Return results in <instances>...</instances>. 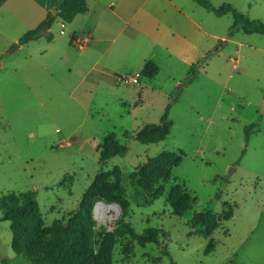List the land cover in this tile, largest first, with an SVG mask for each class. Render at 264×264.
I'll list each match as a JSON object with an SVG mask.
<instances>
[{"label": "rangeland", "instance_id": "1", "mask_svg": "<svg viewBox=\"0 0 264 264\" xmlns=\"http://www.w3.org/2000/svg\"><path fill=\"white\" fill-rule=\"evenodd\" d=\"M208 1L264 23V0ZM181 4L199 22L201 39L189 35L186 50L174 52L141 40L133 58L118 67L121 75L140 73L131 92L107 80L96 84L93 75L87 89L81 51L66 47L69 23L53 21L56 41L41 56L43 41L19 47L14 41L24 28L17 19L0 20V196L34 193L42 240L57 221L87 205V191L100 176L106 187L90 204L94 252L121 219L138 234L151 228L157 239L140 245L116 238L113 264H264V35H231V14L215 16L194 0ZM148 62L157 69L153 77L141 74ZM169 101V134L139 143L137 133L157 125ZM109 134L127 151L102 161ZM166 153L181 162L154 192H145L139 169ZM174 189L188 197L182 216L167 203ZM99 203L113 209L98 215ZM196 215L199 223L192 221ZM212 217L217 227L206 235ZM11 237L0 213V264H30L12 251Z\"/></svg>", "mask_w": 264, "mask_h": 264}, {"label": "trees", "instance_id": "2", "mask_svg": "<svg viewBox=\"0 0 264 264\" xmlns=\"http://www.w3.org/2000/svg\"><path fill=\"white\" fill-rule=\"evenodd\" d=\"M4 1L0 0V5ZM194 2L218 17L227 13L231 14L233 18L229 28L231 35L237 30H241L246 34L258 33L264 35V23L262 21L249 19L229 4L216 8L208 0H194ZM55 9L58 10L56 18L65 23H70L75 16L86 13L88 6L86 0H58ZM54 19L45 18L34 29L21 35L18 44H26L43 36L47 40H51L52 35L47 30ZM197 65V62L192 64L188 70L190 80L194 78ZM156 71V67L148 62L141 70V74L146 77H153ZM170 105L171 101L165 106L157 125H146L137 133L135 139L139 143H157L166 138L170 129L168 123ZM126 151L127 147L117 143L114 140V134H109L102 144L101 160L106 161L115 155L122 156ZM180 162L181 158L178 155L169 153L149 160L138 171L139 185L145 192H154V184L160 180H168L171 167L177 166ZM101 179L100 176L96 177L87 191L85 198L87 205H81L66 222L57 221L47 229L48 234L44 240H42V236L45 228L34 193L27 191L2 194L0 196V213L3 221H9L10 223L12 251L15 254H23L30 264H113L111 248L116 238L129 237L136 240L140 245L156 243V235L151 228H147L138 234L129 223L121 219L112 233L101 238L98 251L94 252L90 204L91 198L97 190L106 187L107 181L104 179L101 181ZM187 200V196L180 195L178 189H174L169 194L167 203L174 215L182 216L186 210ZM198 219H200V215L193 216V223H199ZM227 219L228 217L225 216L224 220ZM216 227V219L214 217L210 218L206 226V235H209ZM207 251H211V249L209 248Z\"/></svg>", "mask_w": 264, "mask_h": 264}, {"label": "crops", "instance_id": "3", "mask_svg": "<svg viewBox=\"0 0 264 264\" xmlns=\"http://www.w3.org/2000/svg\"><path fill=\"white\" fill-rule=\"evenodd\" d=\"M57 1L5 0L0 5V20L17 19L19 27L24 28L16 35L19 39L22 32L24 34L34 29L54 13ZM86 3L87 12L75 16L68 24L70 28L66 47L81 51V58L87 64V89L91 87L90 75H93L91 81L96 84L104 80L114 85L123 84L117 80L122 74L118 67L130 61L140 43L145 40L165 51L174 52L178 49L186 50L189 35L193 40L201 39L203 35L199 22L183 8L181 0H86ZM57 14L58 10L55 19ZM50 30L47 32L50 33ZM76 38L85 41L81 47L73 44ZM18 39L14 42L18 43ZM38 41L45 43L39 49V54L44 56L56 38L47 40L43 36L26 45ZM90 94L87 90L88 109Z\"/></svg>", "mask_w": 264, "mask_h": 264}, {"label": "built area", "instance_id": "4", "mask_svg": "<svg viewBox=\"0 0 264 264\" xmlns=\"http://www.w3.org/2000/svg\"><path fill=\"white\" fill-rule=\"evenodd\" d=\"M60 27H63V23H60ZM84 40H80V39H74L73 40V44L77 47H81L84 44ZM140 78V73H136L134 75L131 76H127V75H119L117 77V80L121 83H123L127 89L129 90V92L133 91V89L137 86L138 81Z\"/></svg>", "mask_w": 264, "mask_h": 264}, {"label": "bare ground", "instance_id": "5", "mask_svg": "<svg viewBox=\"0 0 264 264\" xmlns=\"http://www.w3.org/2000/svg\"><path fill=\"white\" fill-rule=\"evenodd\" d=\"M111 209H113L112 206H106V205H104V204H102V203L97 204L96 207H95V211H96V213H97L98 215L105 214V213L111 211ZM116 212H117V211H116ZM108 216H109V215H108ZM101 219H102V218H101Z\"/></svg>", "mask_w": 264, "mask_h": 264}, {"label": "water", "instance_id": "6", "mask_svg": "<svg viewBox=\"0 0 264 264\" xmlns=\"http://www.w3.org/2000/svg\"><path fill=\"white\" fill-rule=\"evenodd\" d=\"M57 13V10L54 11V13L50 14L48 19L52 20L55 17V14ZM261 110L264 111V101L261 104Z\"/></svg>", "mask_w": 264, "mask_h": 264}]
</instances>
